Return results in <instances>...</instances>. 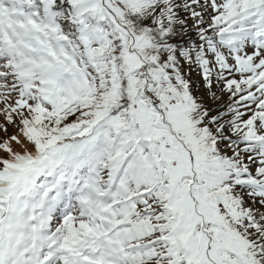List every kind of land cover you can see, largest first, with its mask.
I'll return each instance as SVG.
<instances>
[{"label": "snow or ice", "instance_id": "snow-or-ice-1", "mask_svg": "<svg viewBox=\"0 0 264 264\" xmlns=\"http://www.w3.org/2000/svg\"><path fill=\"white\" fill-rule=\"evenodd\" d=\"M0 264H264V0H0Z\"/></svg>", "mask_w": 264, "mask_h": 264}]
</instances>
